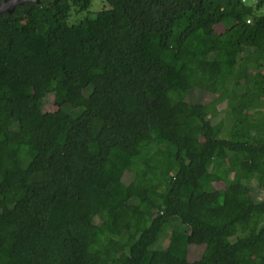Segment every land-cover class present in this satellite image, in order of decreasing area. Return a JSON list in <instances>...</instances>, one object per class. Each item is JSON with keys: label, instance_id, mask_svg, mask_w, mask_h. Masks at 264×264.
<instances>
[{"label": "trees", "instance_id": "trees-1", "mask_svg": "<svg viewBox=\"0 0 264 264\" xmlns=\"http://www.w3.org/2000/svg\"><path fill=\"white\" fill-rule=\"evenodd\" d=\"M92 2L0 15V264H264V0Z\"/></svg>", "mask_w": 264, "mask_h": 264}, {"label": "rangeland", "instance_id": "rangeland-1", "mask_svg": "<svg viewBox=\"0 0 264 264\" xmlns=\"http://www.w3.org/2000/svg\"><path fill=\"white\" fill-rule=\"evenodd\" d=\"M108 8V4L105 2V0H93L92 5L89 7L88 10H84L82 12H76V11H72L70 16H69V23L70 24H76L79 23L81 20H83L84 18H86L87 16L90 17H94L99 11H101L104 8ZM262 14H264V11H262ZM218 30L221 31L222 27H218ZM66 47L69 50L72 51H78L80 52L81 50V46L78 42L74 41V40H65L64 41ZM211 67H207V65H203L201 66V64H198V68L207 75L208 77V82H207V86L205 90H196L192 95L189 96V98L191 100H195V101H201V100H206L209 101L211 99H213L216 96V78H217V74L219 72V67L218 65H209ZM207 67V68H206ZM215 68V69H214ZM85 104L87 106H91L94 107L96 105V102L92 99V98H88L87 101L85 102ZM252 105L254 107L257 106L256 102L253 101ZM220 110L225 108V104H221L219 105ZM9 109L13 110L14 106L11 105L9 106ZM107 104H104L100 107V112H99V116L98 119L96 121V126L99 127L102 121V118L104 117V115L107 112ZM235 114L237 116H244V115H248V112L245 110L244 107L238 109L237 111H235ZM246 125L248 127H250V120L246 121ZM179 126L181 128H183V130L187 128L188 124L182 120L179 122ZM264 129V126H258L257 130H262ZM221 153H223V151H221ZM257 162V159H253L252 157H247L244 159L243 161V168L247 171L251 170L253 165ZM169 169L171 170V172H173V168L172 165H168ZM252 188H253V195L255 197L256 200L261 201L264 199V188H260L258 187L255 183L251 184ZM128 194L129 195H139L141 198L145 197V194L142 192V190H140V187L133 184V183H129L128 186ZM17 210L19 209L18 207L16 208ZM93 212H97L98 211V206H93L92 207ZM174 225L181 228L182 224L181 221L177 218L174 219ZM107 224H104V227H107ZM231 232H228L227 235H231ZM168 237L166 235V233H161L160 238L158 240L159 244L165 245L167 243ZM109 244L116 248L118 242L111 240L109 242ZM210 252L209 248L205 247H200V246H193L191 247L190 250V259L191 260H195L198 259L202 256H206L208 253ZM121 259L123 261L126 260V257L124 255L121 256Z\"/></svg>", "mask_w": 264, "mask_h": 264}, {"label": "water", "instance_id": "water-1", "mask_svg": "<svg viewBox=\"0 0 264 264\" xmlns=\"http://www.w3.org/2000/svg\"><path fill=\"white\" fill-rule=\"evenodd\" d=\"M40 3L41 0H2L0 2V15L3 13H13L18 6L24 5L25 3Z\"/></svg>", "mask_w": 264, "mask_h": 264}, {"label": "built area", "instance_id": "built-area-1", "mask_svg": "<svg viewBox=\"0 0 264 264\" xmlns=\"http://www.w3.org/2000/svg\"><path fill=\"white\" fill-rule=\"evenodd\" d=\"M244 2L248 3V4H256L257 2L259 1H262V0H243ZM250 22V20H248Z\"/></svg>", "mask_w": 264, "mask_h": 264}]
</instances>
